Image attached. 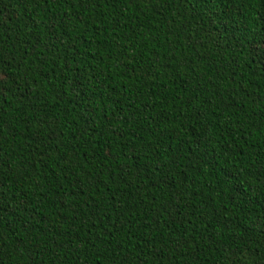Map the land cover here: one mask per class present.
Here are the masks:
<instances>
[{
  "label": "trees",
  "instance_id": "16d2710c",
  "mask_svg": "<svg viewBox=\"0 0 264 264\" xmlns=\"http://www.w3.org/2000/svg\"><path fill=\"white\" fill-rule=\"evenodd\" d=\"M0 264H264V0H0Z\"/></svg>",
  "mask_w": 264,
  "mask_h": 264
}]
</instances>
